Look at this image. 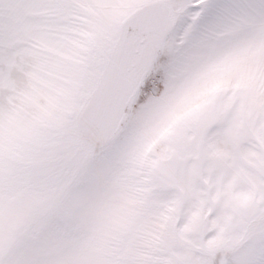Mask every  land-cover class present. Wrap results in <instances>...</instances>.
Listing matches in <instances>:
<instances>
[{
	"label": "snow or ice",
	"instance_id": "obj_1",
	"mask_svg": "<svg viewBox=\"0 0 264 264\" xmlns=\"http://www.w3.org/2000/svg\"><path fill=\"white\" fill-rule=\"evenodd\" d=\"M0 264H264V0H0Z\"/></svg>",
	"mask_w": 264,
	"mask_h": 264
}]
</instances>
